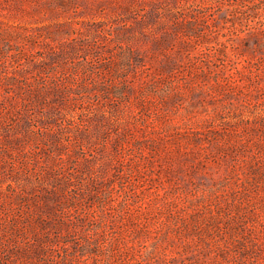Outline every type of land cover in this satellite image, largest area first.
I'll return each instance as SVG.
<instances>
[{"label": "rangeland", "instance_id": "obj_1", "mask_svg": "<svg viewBox=\"0 0 264 264\" xmlns=\"http://www.w3.org/2000/svg\"><path fill=\"white\" fill-rule=\"evenodd\" d=\"M0 264H264V0H0Z\"/></svg>", "mask_w": 264, "mask_h": 264}]
</instances>
